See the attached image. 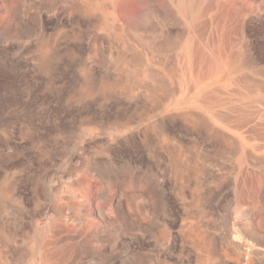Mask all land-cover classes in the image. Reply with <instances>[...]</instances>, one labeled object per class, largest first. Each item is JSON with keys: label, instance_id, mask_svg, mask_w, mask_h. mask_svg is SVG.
Masks as SVG:
<instances>
[{"label": "rangeland", "instance_id": "1", "mask_svg": "<svg viewBox=\"0 0 264 264\" xmlns=\"http://www.w3.org/2000/svg\"><path fill=\"white\" fill-rule=\"evenodd\" d=\"M0 264H264V0H0Z\"/></svg>", "mask_w": 264, "mask_h": 264}]
</instances>
